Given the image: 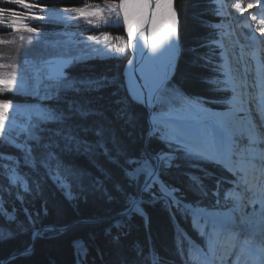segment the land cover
<instances>
[{
  "label": "trees",
  "instance_id": "trees-1",
  "mask_svg": "<svg viewBox=\"0 0 264 264\" xmlns=\"http://www.w3.org/2000/svg\"><path fill=\"white\" fill-rule=\"evenodd\" d=\"M31 2L40 6L73 8L102 4L105 0ZM175 6L180 23L181 56L166 87L176 88L188 97L202 99L210 108L223 109L228 104L230 92L223 87L220 70L222 58L216 44V3L214 0H175ZM0 7L26 11L6 0H0ZM59 24L41 23L38 28L44 31L58 29ZM112 26L109 24L99 29L84 26L82 29L85 33L98 35ZM74 28L67 30L68 37H72L68 39L70 42L76 40ZM118 29L119 37L126 39L123 25ZM11 30V27L0 23V40L6 31ZM1 41L0 78H11L13 83L9 86L11 90L0 91V100H8L15 105L17 102H32L24 104L32 112L31 122H34L35 114L46 107L67 112L69 102H76L100 114L86 118L74 115L69 121L79 126L75 129L79 137L93 145L89 154L51 149L65 164L84 170L86 175L79 178L67 175L63 169L57 171L56 162L46 158V153L38 146L33 147L31 154L24 151L29 125L24 128L6 121L0 131V263L9 253L27 247L32 241V231L41 225H66L78 218L109 216L75 222L64 231L45 232L37 239L33 252L12 258L7 264H194L187 255L188 236L199 241H202V236L192 225V209L187 203L195 207H227L230 204L227 192L237 176L213 159L200 158L194 152L186 153L174 143L169 147L168 142L156 132L149 140V149L157 154L172 153L175 157L171 159L170 167L161 163L159 176L169 188L176 190L173 191L176 198L159 182L138 196L145 177L141 175L138 181L130 180L124 169L131 171V168L125 161L128 158L142 160L141 154L146 153L154 168L156 160L148 155L145 148L149 129L148 109L134 100L127 89L124 70L130 56L128 45L123 44L124 51L120 55H102L98 49L87 53L89 48L80 42V53L74 57L63 77L96 83L91 86L77 84L79 91L64 89L58 100H38L35 97L37 93L29 92L28 82L35 84L30 77L29 66L22 63L13 68L18 57L8 55L9 51ZM32 48L35 51L42 49L40 45ZM26 57L29 59L27 54ZM12 73H15V78H12ZM63 77L56 81L43 79L40 90H45V95H48L56 87L66 84ZM162 111L165 107L157 103L155 113ZM45 127L61 126L48 123ZM83 128L92 130L84 132ZM100 128L104 130L102 138L108 155L99 147L101 137L95 135ZM43 135L46 142L49 133ZM63 143L61 141V148ZM137 197L145 213L139 210L113 216L125 210L130 199Z\"/></svg>",
  "mask_w": 264,
  "mask_h": 264
},
{
  "label": "rangeland",
  "instance_id": "rangeland-1",
  "mask_svg": "<svg viewBox=\"0 0 264 264\" xmlns=\"http://www.w3.org/2000/svg\"><path fill=\"white\" fill-rule=\"evenodd\" d=\"M230 1L226 2V5L228 3H231ZM85 6L86 5L73 8H82ZM87 6H89V8L93 10L97 7L104 9L103 16L107 18L110 23L106 24L98 22L100 20L99 17L90 18L93 22L89 23L87 20L80 18L79 14L72 13L71 11H69L72 8L41 6L40 8L34 9L32 11L35 13V15L43 17V19H27L24 21V23H26L28 26L35 28L36 32L30 33L22 26L18 31L14 30L13 28V30L11 31H6L5 36L3 37L2 41H0L2 45L6 49H8V55L15 58L18 57V61L14 62L13 68L18 67V65L22 63L29 66L30 64L32 65L34 62L41 61V63H43L44 65L47 64L48 66V77L60 78L62 76L61 74L65 75V69L72 62L73 57L78 56V54L80 53L78 50V44L80 42L89 48L87 53H89L91 50L98 49L100 54L102 55H120L124 51V45L127 44L129 46V40L127 36L126 39H124L123 37H119L118 34L120 31L118 29L120 25H123L124 32H127L126 25L123 24L122 18L119 22H117L114 16L109 17L107 8L105 7V3L89 4ZM230 7L231 4L226 6V8ZM8 19L10 20L11 17H8ZM55 22L60 23L58 25V29H50L44 31L43 29L38 28V25H40L41 23ZM67 24L72 25L71 27H68L66 26ZM109 24L113 26L111 28H108L107 30L103 29L99 32L98 35L94 32V29H92L94 33H85V31H83L82 29V27L84 26H87L89 28L96 27L99 29L102 26H106ZM73 27H75L74 31H76V40L74 42H70L68 39H71L72 37H68L69 32L67 30H70ZM105 33L109 35V38L107 40L104 39ZM92 37H96L97 39L93 40L91 39ZM83 42H85V44ZM31 45H40L42 49L35 51L34 49L30 48ZM242 45L244 46L243 49H246L245 44ZM24 47L29 50L26 52ZM119 48H123V51H120ZM26 54L29 59H27ZM246 57L248 58L247 54ZM248 60L250 61L251 59L248 58ZM224 63L226 64L225 70L228 73L230 71L227 66L229 64V61L226 59ZM232 72L233 71H231V73ZM246 73L249 74L252 72L249 71ZM12 78H15V73H12ZM233 79L234 77H229V73L226 75L225 80L227 81V88H235L240 85L239 83L232 82ZM28 84L31 88L29 91L30 93L39 92L40 83L38 81L35 82V84L29 81ZM162 91L163 93L161 95L159 94L160 97H158L157 103L160 104L163 108L165 107V111L155 113L154 118H160L163 116H176L177 119L156 120L155 126L159 128V131L157 132H159L160 137L163 134L165 136L172 137L174 140L177 133H181L184 142L188 144L189 148L191 149V152L204 153L208 158H218L220 160H223L222 152L217 149L216 145L211 143L213 127L210 121H208V116L213 111L218 110L220 108H210L200 99L188 97L176 88H170L165 86ZM232 92L233 95L229 99V106H239L236 109L234 118L240 125H242L240 126L241 133L237 136L244 137V139H246L248 142V139L246 138L248 137V135L246 133L248 131H252V128L251 126L247 128L246 124H249L248 122H250V119L254 120L256 123H259L262 117L259 114L257 116L255 115L256 110L250 109V111H252L250 112L248 110L249 108L245 107L247 101L242 100L241 102H239L240 94H236V91L234 90H232ZM241 97L243 96L241 95ZM246 99H248V97ZM250 100L251 98L249 99V102ZM27 103L32 102H17V105L10 103L11 111L8 112V115L5 117V120H8L13 124L18 123L23 127H26L31 121V114H29L25 110L28 109L27 106L24 105ZM34 106L36 107V104H34ZM247 146L248 145L244 144L242 148ZM166 154L172 156V153ZM248 161L249 160H247L246 164L249 163ZM238 164L241 166L243 162H238ZM238 164L236 163L235 166H239ZM244 167H246V165ZM235 192L236 191H231V195H233L231 198V206L225 209L216 208L207 211L219 212L221 210L235 209L237 212V217L240 218L247 216L248 219L259 221L261 219L262 214H264V190H247L249 194H244V192L241 193L240 191H237L238 196H234ZM240 195H245V197H240ZM193 222H195V226L201 233L209 231L207 237L208 240L214 237L216 227L215 225L218 224H215L213 226L209 218H198V216L195 215L193 216ZM247 227L254 228L252 225H248ZM250 240L251 241H248V243L251 244V246L253 245L255 247L254 237L253 241L252 239ZM192 242L196 245H194V249L198 248L199 250H204L202 245L196 242V240L193 239ZM190 251L191 249L189 250V253ZM192 251L198 252V250Z\"/></svg>",
  "mask_w": 264,
  "mask_h": 264
},
{
  "label": "snow or ice",
  "instance_id": "snow-or-ice-1",
  "mask_svg": "<svg viewBox=\"0 0 264 264\" xmlns=\"http://www.w3.org/2000/svg\"><path fill=\"white\" fill-rule=\"evenodd\" d=\"M6 2L11 3L14 6H20L26 11H17L15 7H0V23H3L14 30H19L22 26L28 32L33 33L36 32L35 28L28 26L24 23L27 19L32 20H41L43 17L35 15L32 11L34 9H38L41 6L36 3H32L31 0H6ZM259 6V0L256 2H252L249 0L247 3V9H253ZM105 7L107 8L109 17L114 16L116 21L119 22L122 18V22L126 25L127 28V36L130 39H143L145 42L148 41V33H151V46L152 51H156V46L158 40L167 38L170 39L175 32L176 28V12L173 8L172 0H105ZM235 7L243 13L246 9L244 6V0H236ZM69 11L72 13L79 14L80 18L87 20L89 23H92V19L99 17L100 20L98 22L102 23H110V21L103 16L104 9L95 8L90 9L89 6H85L82 8H72ZM11 17V19H7ZM252 21H257V16H251ZM259 31L264 34V19H259L258 21ZM109 35L107 33L104 34V39L107 40ZM91 39L95 40L96 37H92ZM120 51H123V48H119ZM131 64V62H129ZM141 73H143V68H141ZM63 77V74H61ZM66 81V84L62 86H58L54 91L49 92L48 95L44 96L43 99L58 100L59 94L64 89H74L75 91H79L80 88L77 87L79 85L91 86L96 83L94 81H72L68 80L67 77H63ZM13 83L11 78L3 79L0 78V91H9L10 85ZM219 90V89H217ZM152 97H148V102H152ZM10 107V102L8 100H0V131L4 129L5 126V117L7 111ZM100 113H95L91 109H85L81 105L76 102H69L68 111L65 112L63 110H57L55 108H45L42 112H37L34 117V122H31L27 129L26 140L28 143L24 145V151L28 153H32L33 147H40L46 153V158L54 160L56 162L57 171L63 169L67 175L72 176L73 178H79L86 175L84 170L77 169L75 166L65 164L56 152L51 151V149L56 148L60 149L63 152H76L84 154H89L92 151L93 145L85 140L81 139L76 133L75 129L79 128V126H74L69 123L72 120L74 115H79L82 118H86L89 115ZM131 119V117H129ZM48 123H55L60 125L61 127L57 128H48L45 127ZM253 134L250 135L247 139L251 142V144L255 147H258L262 152H264V120H261L259 123L255 121L252 124ZM84 132L91 131L90 128L81 129ZM103 129H97L95 131V135L101 137L98 141L99 147L104 149L105 155H108V149L105 147V143L103 140ZM159 128L153 126V131L150 133L154 135ZM49 133L47 137V141L45 142L44 133ZM253 136L255 137L253 139ZM59 138V139H57ZM162 140L168 142V146L171 147L172 143L179 145L181 149H183L186 153L191 152L188 144L184 142L183 136L181 133H177L174 140L172 137H168L165 135H161ZM61 141H63V147L61 148ZM239 142V138H234L233 143ZM220 150L225 148V136L222 133L221 138L218 145ZM144 159L140 160L137 158H128L125 163H127L131 171L128 168H125V175L130 178L132 181H138L141 175H144L147 183L144 185V190H148L149 187L158 182V168L151 167V159L147 157L146 153L141 154ZM200 158H208L204 153H195ZM174 156H170L166 153L158 154L156 159L158 161L163 162L164 167L171 166V159H174ZM33 159L35 157L33 156ZM111 160L112 157L109 156ZM116 162V161H113ZM259 162V161H257ZM59 179V178H58ZM172 191H176L173 189ZM132 210L139 211V201H136L134 198L129 200ZM215 224V221H213ZM252 225L253 227L258 226V238L261 246L256 249V255L260 260V264H264V214H262L261 219L259 221H254L251 219H246L241 217L239 221L232 220L230 223L226 225L228 229H236V230H247V226ZM251 235V232H249ZM204 235V233H202ZM247 244L248 241L245 240Z\"/></svg>",
  "mask_w": 264,
  "mask_h": 264
},
{
  "label": "bare ground",
  "instance_id": "bare-ground-1",
  "mask_svg": "<svg viewBox=\"0 0 264 264\" xmlns=\"http://www.w3.org/2000/svg\"><path fill=\"white\" fill-rule=\"evenodd\" d=\"M230 0H226V2H228ZM172 2H174V0H172ZM231 3H228L226 6L230 5ZM176 12V11H175ZM246 14V12L244 13H239L237 20H239L240 18H242L244 15ZM179 26V19H178V15L176 12V28H175V32L177 31ZM174 34L172 35V37L170 39L164 38L161 40H158L157 42V46H156V55H157V61L160 65L161 70H165L167 68V66H173L174 64V58L176 56V47H177V38L176 35ZM150 34V32L148 33V35ZM137 41V45H138V51L142 52L143 50V45L146 44V42L143 39H136ZM250 62H253V65H250V62H248V58L246 59L245 57H243V53H238V52H233L232 55H230L229 57V61H230V65L229 67H231V69H233L235 71L236 74H232V77H234L235 75L237 76V80L238 82L240 81L241 83H243L246 80V76L249 75L251 76L252 73H256L257 72V68L255 66L256 61L254 58H250ZM141 68H143V75L148 78L149 76L154 78H158L160 71H157L155 69L154 66V62L152 61V59H150L149 57L144 58L143 60L141 59L139 62V70L141 71ZM251 71L252 73L247 74L246 72ZM126 73H127V80H128V87H129V91L131 93L132 96H134L137 99H142L143 98V94H142V86L139 83L134 67L132 66V63L130 64L129 62H127L126 65ZM243 80V81H241ZM233 81H236L235 77L233 79ZM247 86H242V88L239 90V92H246ZM243 97L240 98V102L244 99L245 94H242ZM258 102V100L256 101ZM239 106H228L226 108H221L218 110L213 111L209 116H208V121H210L213 130H212V144L216 145L217 149H219L218 145H219V141L221 138V134L223 133L225 136V148L223 150H220L223 154V156L225 157L227 162H233L234 160V156L236 155H240L241 161H246V160H251V158L248 159L249 155L246 154L245 149H242V146L244 145V140L241 141V139L244 137H238L237 135H239L241 133V127L242 125H240L236 119L234 118L236 109ZM245 107L250 108V104L249 102L246 103ZM254 120L250 119V122H248L249 124L247 125V128L252 126ZM247 123V122H246ZM252 128V127H251ZM248 135V137L250 135L253 134V130L252 131H248L246 133ZM239 138V142L237 143H233V139L234 138ZM247 137V138H248ZM255 137L253 136V139ZM209 143V142H208ZM235 144H239L238 146L240 147L237 150V153L235 155V152L233 150H236L235 148ZM249 146V149L251 151V156L254 157L256 156V158H254V160L252 161L253 164H260V167L263 169L264 168V153L261 152V150L258 147H255L251 144L250 141H248L246 143ZM234 152V153H233ZM239 156V157H240ZM260 158V160H255L257 158ZM259 161V162H257ZM253 171L254 169H258V167H252ZM208 215V217L214 219L215 224H222L224 223H229L232 220H236L239 221V217H237V212L235 209H227V210H221L219 212H208L205 211ZM244 218L248 219L247 216H245ZM216 226V230L220 229L223 230L226 226ZM259 228H256V230H258ZM245 231V230H242ZM223 236L225 235L224 233H222ZM252 236H249V238H251ZM248 238V239H249ZM224 239V237H223ZM225 240V239H224ZM223 240V241H224ZM251 252L248 251L247 253V257L249 259L253 258L251 257ZM211 257V256H209ZM209 261V260H208ZM254 261L256 262V260L254 259Z\"/></svg>",
  "mask_w": 264,
  "mask_h": 264
},
{
  "label": "water",
  "instance_id": "water-1",
  "mask_svg": "<svg viewBox=\"0 0 264 264\" xmlns=\"http://www.w3.org/2000/svg\"><path fill=\"white\" fill-rule=\"evenodd\" d=\"M173 8L174 10L177 12L176 10V6H175V0L173 2ZM176 38H177V47H176V56L174 58V64L173 66H167V68L165 70H161L160 65L157 61V55L156 52L152 51V46H151V33L148 35V41L146 42V44L143 45V50L142 52L138 51V45H137V41L136 39H130L129 40V51H130V57L128 62L132 63V66L134 67L137 79L139 81V83L142 86V94H143V98L142 99H137L134 96H132V98L134 100H136L139 103H142L143 105H145L148 109V121H149V129L147 131L146 134V139H145V148L146 151L148 153V155L152 158L157 157V153L152 152L149 149V140L150 138L153 136H150V133L153 131V126H155L156 124V120H167V119H177L176 116H163L160 118H154V109L157 103V98L158 95L160 93V91L164 88V86H166V84L169 82V80L173 77L175 70H176V66L179 62L180 56H181V42H180V36H179V26L177 31L175 32ZM128 37V36H127ZM149 57L150 59H152V61L154 62V66L155 69L157 71H160L159 77L158 78H154L149 76L148 78H146L141 71L139 70V62L140 60ZM130 93V91H129ZM151 96L152 102L149 103L148 102V97ZM162 161H158L156 159V166L155 168H160ZM158 180L161 182L162 186L164 188H166L169 192H171V189L167 188L161 181V179L158 176ZM147 183V181L145 180L144 184L141 186L140 190H139V194L140 195L143 191H144V185ZM136 201H138V198L135 199ZM134 210H132L131 205L128 206L125 210L117 212L116 214H114L113 216H124V215H128V214H132ZM109 216H104V217H100L97 219H87V218H78L75 219L74 221L70 222L69 224L66 225H58L55 223H47L44 225H41L37 228H35L32 231V241L31 243L23 248V249H19L16 250L12 253H9L8 255H6L2 260L0 264H7V262L9 260H11L12 258H15L17 256L20 255H27L31 252H33L35 246H36V241L37 239L43 235V233L45 232H51V231H64L67 230L72 224H74L75 222H88V221H93V220H100L103 218H106Z\"/></svg>",
  "mask_w": 264,
  "mask_h": 264
}]
</instances>
